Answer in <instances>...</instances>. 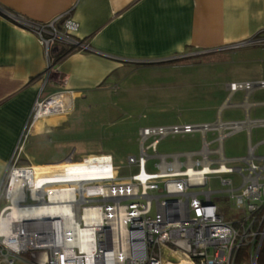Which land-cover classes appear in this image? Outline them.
Returning a JSON list of instances; mask_svg holds the SVG:
<instances>
[{"label":"built area","instance_id":"2783aa9c","mask_svg":"<svg viewBox=\"0 0 264 264\" xmlns=\"http://www.w3.org/2000/svg\"><path fill=\"white\" fill-rule=\"evenodd\" d=\"M16 22L42 45L46 77L56 65L54 46H66V55L89 49L74 37L79 24L67 13L44 23ZM245 46L264 47V35L231 48ZM254 89H264V81L228 86L230 92ZM71 109L67 93L38 96L30 120ZM246 125L217 120L141 128L138 155L126 158L129 173L124 178L116 177L110 155L74 161L70 154L58 162L91 163L90 176L81 184L38 183L35 173L58 163L17 166L18 144L15 162L0 183V264H264V157L255 155L256 146L250 143L243 158H226L222 148L227 136ZM193 132L201 133L199 151H157L166 136ZM208 132L214 137L210 142ZM236 162L242 165L233 166ZM210 175L239 177L237 186L221 178L227 189L219 191L227 194L238 219L225 220L212 202L216 192L189 191L204 187Z\"/></svg>","mask_w":264,"mask_h":264},{"label":"crops","instance_id":"0c3cea01","mask_svg":"<svg viewBox=\"0 0 264 264\" xmlns=\"http://www.w3.org/2000/svg\"><path fill=\"white\" fill-rule=\"evenodd\" d=\"M66 13L79 24L74 37L89 49L67 54L46 77L42 45L16 20L44 23ZM260 34L264 0H0V183L18 144L17 166L54 164L73 154L74 141L64 137L72 127L66 114L31 123L38 96L62 92L72 102L85 100L126 78L127 68L159 69L184 56L233 52L243 47L231 46ZM257 90L233 92L244 97L233 107L244 109L240 122L249 141L251 129L264 126V115L251 113L264 101L247 100Z\"/></svg>","mask_w":264,"mask_h":264},{"label":"rangeland","instance_id":"374dc122","mask_svg":"<svg viewBox=\"0 0 264 264\" xmlns=\"http://www.w3.org/2000/svg\"><path fill=\"white\" fill-rule=\"evenodd\" d=\"M124 74L126 78H114L109 90L89 95L85 100H75L72 109L65 113L72 126L64 133L65 139L74 141L70 146L72 159L79 161L83 156L110 155L118 178L129 173L126 158L138 155L137 132L141 128L212 124L218 115L222 122H240L244 109L233 106L241 103L244 97L230 92L228 86L264 81V47L248 46L229 53L184 56L169 67L136 71L127 68ZM41 98L46 96L43 94ZM247 100L249 103L264 101V89L255 91ZM255 111L257 116L264 115L262 106L251 113ZM206 136L208 142L214 138L212 132ZM249 143L259 144L255 155L264 157V126L251 129L250 141L245 130L227 136L223 141L225 157H246ZM216 147V143L211 145V149ZM200 149V132L169 135L157 146L160 153ZM232 165L241 166L242 163ZM221 178L231 179L233 186L240 182L237 175H210L204 187L189 191L216 192L212 202L226 221H234L240 214L230 206L227 194L219 193L227 189L220 184Z\"/></svg>","mask_w":264,"mask_h":264},{"label":"bare ground","instance_id":"6f19581e","mask_svg":"<svg viewBox=\"0 0 264 264\" xmlns=\"http://www.w3.org/2000/svg\"><path fill=\"white\" fill-rule=\"evenodd\" d=\"M59 164V166L46 167L35 173L37 182L47 180L46 182H57V181H66V182H77L86 181L89 178L90 165L87 164ZM82 168V169H81ZM41 184V183H40Z\"/></svg>","mask_w":264,"mask_h":264},{"label":"trees","instance_id":"16d2710c","mask_svg":"<svg viewBox=\"0 0 264 264\" xmlns=\"http://www.w3.org/2000/svg\"><path fill=\"white\" fill-rule=\"evenodd\" d=\"M68 48L64 45H56L52 48V55L54 56L55 63L58 64L68 53Z\"/></svg>","mask_w":264,"mask_h":264}]
</instances>
